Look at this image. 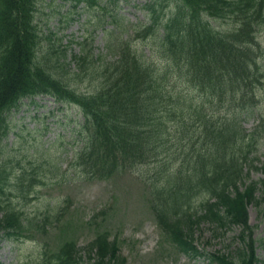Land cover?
Here are the masks:
<instances>
[{
	"label": "trees",
	"instance_id": "16d2710c",
	"mask_svg": "<svg viewBox=\"0 0 264 264\" xmlns=\"http://www.w3.org/2000/svg\"><path fill=\"white\" fill-rule=\"evenodd\" d=\"M174 2L162 15L155 0L148 1L147 21L128 23L130 31L116 24L105 29V50L113 59L99 65L92 56L95 66L87 73L95 88L84 94L65 83L54 65L36 63L37 0H0V150L6 114L24 98L44 95L76 105L85 119V144L75 162L86 176L109 178L158 163L150 195L162 236L194 257L193 233L202 221L239 226L235 259L217 253L210 260L259 264L248 207L264 204V178L247 184L243 179L249 155L264 143V117L247 132L239 116L257 106L256 90L264 85L257 39L264 0ZM217 23L227 28L220 30ZM133 37L139 46L132 44ZM17 189L24 190L23 184ZM200 195L204 201L192 205ZM2 203L0 236L12 240L33 221ZM46 257L47 264L51 259L52 264H127L119 242L107 232L80 248L70 240Z\"/></svg>",
	"mask_w": 264,
	"mask_h": 264
},
{
	"label": "rangeland",
	"instance_id": "374dc122",
	"mask_svg": "<svg viewBox=\"0 0 264 264\" xmlns=\"http://www.w3.org/2000/svg\"><path fill=\"white\" fill-rule=\"evenodd\" d=\"M80 1L37 0L36 63L46 66L47 62L50 68L54 65L52 70L65 83L71 82L70 86L85 94L95 88L87 73L95 66L92 56L97 55L95 62L99 65L112 59L105 50L104 25H111L108 15L115 10L123 25L146 21L143 6L148 0H96L92 5L85 2L89 0ZM155 3L162 15L169 14L175 4L174 0ZM217 27L225 30L227 24L217 23ZM257 39L264 73V23ZM256 91L257 106L239 116L247 132L255 129L258 116L264 117V85ZM66 104L45 96L29 97L6 114L7 136L0 150V186L4 192L0 199H5V193L9 195L33 225L12 240L0 236L3 264H46L45 252L52 255L70 240L83 247L103 231L117 239L127 264H216L209 256L217 253L235 259L241 245L239 226L202 221L193 233V246L198 252L194 257L177 251L171 240L161 235L149 196V183L156 176L158 163L138 166L132 173L122 172L105 180L89 179L81 168H75L72 152L82 147L84 119L79 108ZM249 159L250 170L246 166L248 173L243 179L246 184L264 178V143L257 144ZM20 184L24 190L17 189ZM204 199V195L195 196L191 203L195 206ZM197 212L201 214L200 209ZM248 214L256 255L259 264H264V204L249 207Z\"/></svg>",
	"mask_w": 264,
	"mask_h": 264
},
{
	"label": "bare ground",
	"instance_id": "6f19581e",
	"mask_svg": "<svg viewBox=\"0 0 264 264\" xmlns=\"http://www.w3.org/2000/svg\"><path fill=\"white\" fill-rule=\"evenodd\" d=\"M5 194H3V196H5V199L4 200L0 199V200H2V202H4L6 205H9V206L12 205L16 212L21 213L22 217L24 218L23 220L25 219L28 220L29 219L28 216L25 213L21 212V210L15 204H13V202L10 201L9 195H5Z\"/></svg>",
	"mask_w": 264,
	"mask_h": 264
}]
</instances>
